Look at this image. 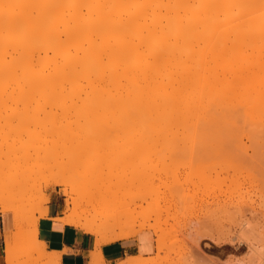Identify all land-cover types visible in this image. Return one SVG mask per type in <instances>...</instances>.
<instances>
[{
	"label": "bare ground",
	"instance_id": "bare-ground-1",
	"mask_svg": "<svg viewBox=\"0 0 264 264\" xmlns=\"http://www.w3.org/2000/svg\"><path fill=\"white\" fill-rule=\"evenodd\" d=\"M187 111L193 120L203 111L205 115L201 113V116L208 117V126L214 129L226 123L233 144H238L242 135H248L244 133L248 132L247 127L251 130L261 126L258 117L264 113V0H0V117H9L6 126L0 118L3 133L9 137V141L3 139L0 128L4 146L0 156L9 153L6 158L14 163L12 158L14 161L15 158H10V154L18 152L19 143L24 150L20 149L23 155L19 151L17 156L23 158H16L15 162H24L29 154L26 165L14 168L16 171L10 168L0 171L1 211L13 216V229L6 239V264L18 262L15 244L21 238L31 245L26 257L32 264H62V252L50 251L40 239V222L34 221L30 231L24 232L25 224L28 225L26 208L15 197L7 196L27 187L36 178L39 170L35 166L39 164L34 160L41 155L38 147L44 146L51 155L58 151L62 137L84 136L80 131L77 135L78 129L73 124V131L70 123L67 125L62 120L61 124L59 117H88L90 122L84 118L87 123L80 119L81 131L91 128L102 135L101 140L96 136L98 139L93 137L91 142L84 136L82 142L88 147L99 140L104 142L108 130L116 134L125 131L123 135L129 132L133 137L135 155L148 152L159 156L158 153L165 151L179 154L184 149ZM246 115L257 117L256 127L251 126L252 118L247 122L250 126L238 125L247 119ZM95 117H99L101 124L98 125ZM92 119L94 127L88 125ZM105 120L109 125L103 124ZM85 123L89 127L83 128ZM63 124L67 125V131ZM193 128L199 131L198 126ZM260 132L255 131L258 135ZM31 148L38 153L33 159ZM225 148L219 152L218 158L222 160L217 164L222 166L215 178L224 179L221 182L225 181L226 186L219 192L209 188L213 193L210 199L206 198L202 220L204 232L210 229L203 235L212 238L215 244L210 247L217 250L218 244L232 247L231 242L236 238L230 229L233 225L241 226L244 231L254 229L260 225L254 223L255 219L264 216V177L252 178L254 174L251 177L247 174L249 180L235 178L240 177L237 173L246 166L251 169L262 166L261 163L264 166V149ZM41 157L44 164L46 157ZM29 158L33 162H28ZM1 159L3 167L8 161L2 159L1 163ZM54 159L40 168L56 169L64 163ZM205 180L206 187L209 180ZM131 181H136L135 175ZM57 183L62 185L70 205L57 220L94 235V255L100 256L106 243L153 228L143 223L135 229L121 222L122 213L126 215L124 209V212L104 214L96 211L94 205L82 209L83 199L74 195L75 188L62 179H57ZM41 190L37 205L50 200ZM44 211L48 214L49 208ZM211 227L216 229L212 228L211 232ZM219 229H229L231 234H219ZM158 241L160 251L164 243L161 238ZM247 255L230 264H264V246L254 245ZM207 258L203 261H208ZM156 260L153 255L140 254L129 256L119 264H157Z\"/></svg>",
	"mask_w": 264,
	"mask_h": 264
},
{
	"label": "rangeland",
	"instance_id": "rangeland-1",
	"mask_svg": "<svg viewBox=\"0 0 264 264\" xmlns=\"http://www.w3.org/2000/svg\"><path fill=\"white\" fill-rule=\"evenodd\" d=\"M200 43L203 45V42ZM187 95L189 100L188 92ZM187 113L189 115H187L186 117L187 124L184 133L185 134L184 149H182V151H180L179 154L178 152L171 153L170 151H165V153L163 152L160 154L158 153L159 156H156V154L151 155L148 152L141 153L140 155H135L133 153L134 140L131 133L129 132H127L128 135L125 136L123 135L125 131L124 133L122 131L116 134L115 131L113 133L112 132L113 130L112 131L108 130L106 131L107 133L104 134V136H106L108 133L109 136H107L104 142H102L103 140L100 141L101 134L99 135L101 131L97 130L99 132L98 133L94 130H91V128L90 130L85 128L88 125L89 126L92 125V123H94L95 120L92 119L93 122L88 123L87 125L86 123L90 122L87 120L88 117H70V118L59 117V119H61L59 120L60 123L63 120V123H66L67 125H69V123L70 125L73 124V128L78 129V130L76 129L78 131V132L76 131L77 135L80 131V133L83 134L90 142L91 140H94L93 137L96 136L100 140L97 141V143L96 142L90 143L93 144V146L89 145L88 147L87 146L88 144L82 142L84 139L83 135H82L83 137L81 138L77 136L74 137L71 134L72 136L69 135L62 137L63 140L61 139L60 142L58 143L59 145L57 147L58 151L54 152L51 155H49L47 150L46 151L44 150L45 149L44 146L43 148L42 146L38 147V150L43 149L45 151V152L43 151V153L44 154L46 153L45 156L42 155V152H39L40 150L39 151L37 150V152L41 154L39 158L37 156L38 153L35 154L34 152L35 150L31 148L32 150H30L29 152L32 153L34 152L35 156L32 155L33 157L31 156L30 158L33 159L37 156L36 157L37 161L35 159L34 163L38 162L39 164L38 165L39 167H37V164L35 166V169L39 170L38 172L36 171L35 173L36 178L32 179L27 187L21 190H15L7 195L9 197H15L17 199V203L23 205L26 208V213H27V214L25 213L27 219L26 223H28L29 226L25 224L26 227L24 226L23 229L24 232L27 231L26 233H28L30 231L34 221L40 222L42 218L48 217L49 213L45 214L46 211H44L47 210L48 208L49 211L50 208L52 209L50 214L58 213L56 217H60L66 214V211L70 208V205L67 201L68 197L62 191V185L57 183V179H62L70 188H75L74 195L76 197H82L84 204L82 209H85L87 207L92 208V205H94L96 211L102 212L103 214L115 213L120 211L124 212L123 211L124 209L126 211L125 212L126 215H123L122 213V217L120 216V218L122 219L119 218V220L120 221L123 220V222L125 224H128V226H131L135 229H139L143 223L146 224L148 223L149 226L152 225L153 228L144 229L142 231H150V233L152 232L155 236L156 251L152 253V255L157 259L156 260L157 264H208L209 261H210L209 264H230V262L234 259L247 257L248 256L247 254H249L251 248L254 245L264 246V216H262V218L255 219L256 222L254 221V223L260 225L258 227L257 226L254 227V229L252 228L244 231L243 229L241 230V226L239 227L237 225H233L230 228L231 230L233 229V231L231 230L230 231L232 233V237H236L235 240L233 239L235 243L234 241L231 242L232 247H226V245L224 244L223 245L218 244L219 245L218 250L212 249L210 247L215 243L213 242L212 238L210 239L209 235H208L209 236L208 239H207L208 236L206 237L205 235H203V233L207 232L210 229H208L209 228L208 227L207 230H205L204 232V226L202 224V220L205 216L204 213L206 212L205 204L207 199L211 198L213 192L215 191L219 192L222 190L221 188H225L226 186L225 181L221 182L224 179L220 181L219 180L220 177L219 179L215 178L217 177L216 172L222 166V164L219 163H218L219 165L217 164V161H219L220 159L218 158V156L220 157L219 152L221 150H224V148L228 144L229 146L226 147L227 149L225 148L226 150L230 149L231 147L232 149L233 148L236 149L238 146L249 147L250 151H253L254 148H256L257 150L260 149L263 150L264 144L261 143L262 142L264 143V128H263L264 113L262 117L261 116L260 118L258 117L259 122L260 119L262 120L260 122L261 126H263L262 128L261 126L259 127L255 126L254 120L257 117H250L249 115H246L247 119L246 120L242 119L244 123H242L243 122L242 120H240L242 122L239 123V120L237 119V124L239 123L238 125H240L241 128L245 126V124L248 122V119H250L251 121V118L252 121H254V124L251 123V126H253L252 128L256 127L254 129L249 130L248 128L250 127L246 126L248 132H244V133L248 135L245 136L242 135L244 138L240 137V140L241 139L243 140L241 141L239 140L240 142L238 141V144L237 143L233 144L232 141L230 140V136L228 135V132L226 130V126H227L226 123L224 124L222 123L218 126L219 128L216 127L214 129V127L211 128L208 126V117L206 118L201 116V113L205 115L203 111H201L199 117H194V120L196 122L192 119V117H190L191 113L189 111H187ZM2 118L6 120H3ZM2 118L1 121H3L2 123L6 126L9 117H2ZM66 118L69 119L67 120ZM76 118H78L77 121H75ZM84 118L85 119L87 118L86 119L87 122L85 121ZM95 118L98 125L101 124L99 122L100 121L99 117H95ZM80 119L82 120L81 121L82 123L86 122L85 123L86 125L83 124L84 125L83 128H85L84 130H86L84 133L81 131L82 127L79 126V124L82 125ZM203 120L205 121L203 122ZM14 122H16V120ZM75 122H78V124H76ZM104 122L105 123L103 124H108L106 120ZM194 123L198 125H194ZM63 125L65 127V131H67L66 130L67 125L66 126L65 124ZM203 125H205L206 127ZM246 125L250 126V124L248 123ZM190 126L192 127L191 129H193V131H190L191 130L189 129ZM193 126H198L199 131L201 130L202 136L198 135L200 134L199 131L197 130L194 131ZM204 127L207 129L206 131L208 132V134L207 132H205ZM0 128L3 136L4 133L2 127L0 126ZM73 128L71 125L70 129H72V131ZM260 129L262 130L261 132L259 131ZM255 131L260 132L261 135L259 134L260 135L259 136L257 133H255ZM90 133L93 136H91ZM73 134L75 133L73 132ZM255 134H257V137L260 138L259 139L256 138ZM4 137L6 139L9 138L6 137L5 134L3 136V139ZM72 137L75 139H73ZM66 138L68 140L69 139L71 140L68 141ZM3 139L2 137H0V149L1 147H4L3 144H1ZM11 140L12 139H10V141ZM73 140L75 141L73 142ZM18 143L16 144L17 147H19ZM77 143L82 145H79ZM222 143L223 144L226 143V145L225 144L222 145ZM19 144H20V148H17L19 149L18 152L20 151L19 154L23 155L22 150L24 149H22L21 143ZM253 145H255L256 147ZM251 148H253V150ZM15 151L16 150H14V153ZM18 152H16V154H10V158H12L11 156H13L15 158V161H17L16 158H18L17 156L19 155ZM2 153L0 151V155ZM8 154L9 153H6L7 158L9 157ZM6 156L5 157L0 156V159L2 158L5 160ZM27 156H29V154ZM27 156L25 157L26 158L25 160L21 159L24 160V162L20 161V163L19 161L15 162L13 158H12V162L14 163H10L6 158L5 161L8 162H4L3 167H1L2 166L1 164L0 171L3 170L4 168H10L11 171L13 169V172L16 171V169L14 170V168L16 167L20 168V166H23V163L26 165L28 159ZM41 156H43V158L46 157L44 158L45 163L49 162V159L51 161L55 160L54 158H56L57 160L59 159L62 163L63 162L64 163L62 164L61 167L58 168L55 167L56 169L51 168L52 170L51 169L48 170V168H45L42 170L41 166H44L45 163L42 164L43 159ZM79 157H82V160ZM20 158H18V160H20ZM30 158H29L30 161L28 160V162H33V160H31ZM2 159H1V163L3 161ZM95 162H97V164ZM261 164L262 166L255 167V169L252 166L253 170L251 169V166H249V168L246 166L247 170L246 168L243 167L245 170L242 169L240 170V172L237 173L238 176L240 175V177H237L236 175L235 178L237 179L239 178L240 181H243L245 179L249 180L250 178L247 177V174L249 177H251V175L254 174L252 178L261 177V176L264 177V166L263 163ZM95 165L97 166L96 168H94ZM99 166L102 168H99ZM217 166L218 168H216ZM10 173H11L10 175L13 174L12 172ZM257 173L259 174L261 173V174L260 175L258 174L257 176ZM7 174H9V171H7L6 175ZM98 175H102V177L101 176L99 177ZM133 175L136 176V181H134V183H132L131 181ZM205 175H210L211 177L210 178L209 176H206L207 181L209 180L208 181L209 183L207 182V184L209 185L206 187H205L206 185ZM223 176L225 175H221V177ZM203 180L205 183H203ZM47 184L49 185L46 186ZM217 184H219V187L215 188L216 186H218ZM40 188H43L44 193H47L50 196L49 202L43 205L36 204L37 197L41 196L42 194V190L39 191ZM209 188L213 192H211ZM94 193L96 195H94ZM126 204L128 206H126ZM127 210L129 211L127 212ZM2 213L3 212L1 211V207H0V215H2ZM6 214L11 220L10 214L9 213ZM54 220H56L55 217ZM212 228L213 227H211V232L213 229H216V228L213 229ZM230 231L229 229H226L225 231L219 229L218 233L219 232L230 233ZM218 233H216L217 236ZM159 238H161V240L164 243V248L160 251L158 250L157 247ZM22 239L23 238H21L20 239L21 241H17V243L15 244L16 259H18L16 260L18 262L16 261L15 262L16 264H32L33 262L28 261L26 257V251L27 249L30 248L31 245L26 241V238L24 240ZM206 243H210V244H206ZM5 244L6 243L4 237V246H6ZM206 245L208 246L205 247ZM220 245L222 247H220ZM206 248L207 249L210 248L211 251L210 249L207 250ZM204 256L208 257V258L205 257V259L207 258L208 261H203Z\"/></svg>",
	"mask_w": 264,
	"mask_h": 264
},
{
	"label": "crops",
	"instance_id": "crops-1",
	"mask_svg": "<svg viewBox=\"0 0 264 264\" xmlns=\"http://www.w3.org/2000/svg\"><path fill=\"white\" fill-rule=\"evenodd\" d=\"M51 211L50 208L48 217L40 221L39 236L47 243L50 251L62 252V264H119L129 256L140 254L147 256L156 251L154 234L151 232V235L150 231H142L136 237L106 243L101 247V255H94L95 236L82 228L58 221L56 217L58 213L50 214ZM9 214L12 216L11 213ZM12 222L13 216L10 220L6 213L0 215V264H6L4 237L7 244V233L13 229Z\"/></svg>",
	"mask_w": 264,
	"mask_h": 264
}]
</instances>
